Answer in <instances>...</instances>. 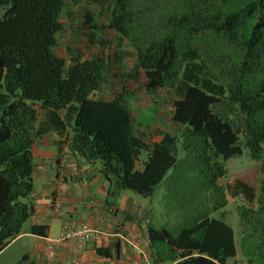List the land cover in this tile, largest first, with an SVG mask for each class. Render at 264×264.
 <instances>
[{
    "label": "trees",
    "instance_id": "trees-1",
    "mask_svg": "<svg viewBox=\"0 0 264 264\" xmlns=\"http://www.w3.org/2000/svg\"><path fill=\"white\" fill-rule=\"evenodd\" d=\"M67 1L83 0H0V251L34 214L32 144L54 133L97 163L115 189L143 197L181 148L194 151L211 206H194L191 223L175 234L149 225L154 263L236 264L230 259L239 251L245 264H264V0L111 1L106 27L123 44L110 60L132 57L128 72L143 74L148 93L177 84V129L154 142L135 134L126 89L99 97L109 61L101 52L85 59L76 52L68 62L55 52ZM83 23L97 29L93 11ZM243 149L259 161L258 187L239 177L220 183L225 161ZM228 197L237 203V239L225 212L213 215ZM31 230L44 234L41 225Z\"/></svg>",
    "mask_w": 264,
    "mask_h": 264
},
{
    "label": "crops",
    "instance_id": "crops-1",
    "mask_svg": "<svg viewBox=\"0 0 264 264\" xmlns=\"http://www.w3.org/2000/svg\"><path fill=\"white\" fill-rule=\"evenodd\" d=\"M92 52L101 51L95 49ZM119 65L121 63L112 64L117 69ZM124 86L126 84L120 83L113 88L105 81L98 92L99 97L109 100L115 90ZM153 93L157 97L160 94L158 90ZM172 102L137 103L138 109L145 108L153 113L155 120L150 123L135 121V134L147 142H154L160 139L162 132L175 131L177 126L171 118ZM32 155L33 190L30 199L36 219L32 222L29 218L21 233L0 251V264H43L48 244L61 228L82 222L92 229L88 241L83 247H79L73 238L56 244V264H126L127 259L138 258L143 252L151 255L148 227L158 223L150 217L153 207L149 197L138 201L130 191L115 189L103 177L97 163L81 157L54 133L36 139L32 144ZM58 164H63L62 179L58 178ZM136 167L141 165L136 164ZM56 192L61 195L62 203L54 214L49 204ZM33 224L43 226L44 234L33 232ZM99 247L105 248L108 255L97 253ZM232 261L245 264L239 263V251L230 259Z\"/></svg>",
    "mask_w": 264,
    "mask_h": 264
},
{
    "label": "rangeland",
    "instance_id": "rangeland-1",
    "mask_svg": "<svg viewBox=\"0 0 264 264\" xmlns=\"http://www.w3.org/2000/svg\"><path fill=\"white\" fill-rule=\"evenodd\" d=\"M112 0H83L77 4L66 2L63 8L60 20L64 25L63 32L57 36V43L54 50L62 56L66 62L71 56L79 53L82 58L91 56L95 49L100 50L102 54L108 57V76L107 83L110 87L124 86L128 94V103L132 114L135 115V121L150 123L155 120L153 113L148 112L145 108H137L136 104H148L156 101L171 103L177 95L175 94L177 84L172 86H164L158 90L160 92L157 97L155 93H145L142 84L144 76L141 72H128L133 65V60L127 58L121 61L118 69L112 66L110 60L111 51L115 47H119L123 40L118 33L106 27L109 19V7ZM5 6H0V16L2 15ZM86 10L93 11L94 20L97 24V29H89L83 23V16ZM90 37L92 40H90ZM100 38V39H99ZM127 50L126 48H123ZM122 49V50H123ZM110 50V51H109ZM118 50L119 52H123ZM113 59V58H112ZM117 60V59H116ZM113 59V61H116ZM154 111V110H153ZM195 152L190 150L180 149L177 154L176 164L168 171L161 182L156 186L154 193L149 197L153 211L150 215L153 222H157L153 227L165 228L170 233H177L183 226H188L194 216L193 207L199 206L203 211L206 209V195L203 190V182L199 180V165L197 160H194ZM146 152L142 151L136 162L141 165L146 160ZM226 172L223 177L219 178V182L224 184L239 177L249 184L258 187L262 174L259 171V161L252 159L249 156L248 150L243 149L239 155L232 156L225 161ZM134 194L138 201L145 197L128 190ZM203 193V195L201 194ZM201 194V195H200ZM201 196V201L200 200ZM197 198V199H196ZM196 199V202L194 200ZM147 200V199H146ZM212 202V201H211ZM147 204V203H146ZM199 204V205H198ZM236 201L234 198L228 197L227 204L222 209L214 212V216L220 215L223 211L226 214V219L232 223L235 231L236 239L238 238L237 230V213ZM208 206V207H209ZM245 263L239 253V263ZM242 264V263H240Z\"/></svg>",
    "mask_w": 264,
    "mask_h": 264
},
{
    "label": "built area",
    "instance_id": "built-area-1",
    "mask_svg": "<svg viewBox=\"0 0 264 264\" xmlns=\"http://www.w3.org/2000/svg\"><path fill=\"white\" fill-rule=\"evenodd\" d=\"M59 167V179H62L63 175V164H58ZM62 198L59 193L53 194L49 204L50 211L56 214L61 206ZM32 222H35V215L30 216ZM91 226L85 222H82L76 226L64 225L59 231L56 238L50 240L48 247L46 249L43 264H56V250L55 245L58 243H64L67 240L75 239L79 247H83L89 239V234L91 232ZM126 264H155L149 253L143 252L140 257L135 259H127Z\"/></svg>",
    "mask_w": 264,
    "mask_h": 264
},
{
    "label": "clouds",
    "instance_id": "clouds-1",
    "mask_svg": "<svg viewBox=\"0 0 264 264\" xmlns=\"http://www.w3.org/2000/svg\"><path fill=\"white\" fill-rule=\"evenodd\" d=\"M152 257V256H151ZM153 260V259H152ZM154 262V261H153Z\"/></svg>",
    "mask_w": 264,
    "mask_h": 264
}]
</instances>
